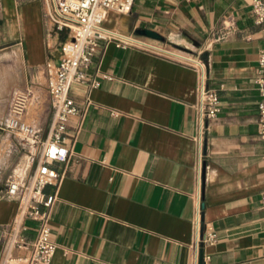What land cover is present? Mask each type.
I'll use <instances>...</instances> for the list:
<instances>
[{
    "label": "crops",
    "instance_id": "1",
    "mask_svg": "<svg viewBox=\"0 0 264 264\" xmlns=\"http://www.w3.org/2000/svg\"><path fill=\"white\" fill-rule=\"evenodd\" d=\"M250 2L134 0L130 14L108 12L109 29L152 30L165 46L201 56L221 111L201 134L196 70L100 42L86 82L72 88L80 114L69 123L64 178L46 189L57 197L51 264H199V193L204 231L214 236L201 245L204 264H264V142L254 81L264 30L254 25ZM66 35L47 21L44 0H0V122L7 101L30 91L26 120L42 142L54 117L47 64ZM12 136L0 129V228L19 215V203L4 196L7 180L29 167L28 148Z\"/></svg>",
    "mask_w": 264,
    "mask_h": 264
},
{
    "label": "built area",
    "instance_id": "2",
    "mask_svg": "<svg viewBox=\"0 0 264 264\" xmlns=\"http://www.w3.org/2000/svg\"><path fill=\"white\" fill-rule=\"evenodd\" d=\"M44 1L47 21L55 31L67 34L59 46L56 58L47 64L48 91L54 117L48 138L42 142L40 132L26 120L32 93L24 91L13 97L8 116L0 122V129L17 136L22 141V146L30 152L27 160L30 167L28 174L23 177L13 173L7 180L4 196L19 203V215L14 225L0 228V245L4 248L0 264L52 263L57 245L52 241L50 215L57 197L47 194L46 189L49 186H59L64 178L63 166L71 155V147L67 142L69 123L80 114V109L72 97V88L86 82L100 42H113L117 48L141 50L196 70L199 75L197 92L201 134L207 122L215 119L221 111L219 92L209 87L208 68L201 56L167 47L157 40L105 26L108 12L130 14L134 0ZM250 7L254 25L264 30V0H251ZM254 81L261 95L258 105V135L264 142V48L259 52L258 71ZM93 86L98 87L99 83L94 82ZM199 171L201 185L202 154ZM262 200L264 202V193ZM202 213L199 193L195 222L197 260L201 245L214 240L207 226L204 231ZM30 230L36 231L33 241L29 239ZM15 251L27 252V255L15 256Z\"/></svg>",
    "mask_w": 264,
    "mask_h": 264
},
{
    "label": "water",
    "instance_id": "3",
    "mask_svg": "<svg viewBox=\"0 0 264 264\" xmlns=\"http://www.w3.org/2000/svg\"><path fill=\"white\" fill-rule=\"evenodd\" d=\"M138 34L140 36H143V37H147V38H150V39H153V40H157V41H164V38L162 36H160L158 33L152 31V30H140L138 32ZM203 180H204V177H205V173L203 171ZM203 249L200 250V257H199V264H204V254H203Z\"/></svg>",
    "mask_w": 264,
    "mask_h": 264
},
{
    "label": "rangeland",
    "instance_id": "4",
    "mask_svg": "<svg viewBox=\"0 0 264 264\" xmlns=\"http://www.w3.org/2000/svg\"><path fill=\"white\" fill-rule=\"evenodd\" d=\"M11 99H10V101H7V106H5L4 107V109H3V114L4 115H6L7 113L9 114V109H10V105H11ZM11 141L12 142H14V143H22V141L17 137V136H15V135H13L12 137H11ZM22 145V144H21ZM5 159H4V161H3V164H5V167L6 166H8V160L6 159V155L5 156H3ZM19 162H21L20 160H19ZM15 168H16V166H15ZM22 168V165H20V167L19 168H17V170L19 171L20 169ZM7 172H9V170H6Z\"/></svg>",
    "mask_w": 264,
    "mask_h": 264
},
{
    "label": "bare ground",
    "instance_id": "5",
    "mask_svg": "<svg viewBox=\"0 0 264 264\" xmlns=\"http://www.w3.org/2000/svg\"><path fill=\"white\" fill-rule=\"evenodd\" d=\"M24 168H21L19 171V174L22 175V174H26L28 172V169L29 167L26 165L25 167V163L23 164Z\"/></svg>",
    "mask_w": 264,
    "mask_h": 264
}]
</instances>
